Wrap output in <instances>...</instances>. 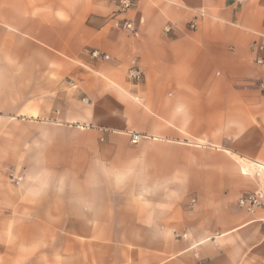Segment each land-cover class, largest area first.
<instances>
[{
    "label": "crops",
    "instance_id": "0c3cea01",
    "mask_svg": "<svg viewBox=\"0 0 264 264\" xmlns=\"http://www.w3.org/2000/svg\"><path fill=\"white\" fill-rule=\"evenodd\" d=\"M117 1L0 0V264H256L264 0Z\"/></svg>",
    "mask_w": 264,
    "mask_h": 264
},
{
    "label": "built area",
    "instance_id": "2783aa9c",
    "mask_svg": "<svg viewBox=\"0 0 264 264\" xmlns=\"http://www.w3.org/2000/svg\"><path fill=\"white\" fill-rule=\"evenodd\" d=\"M245 0H237V3H243ZM117 12L118 14H123L129 11L134 7V1L133 0H118L116 3ZM190 27L192 29L195 28L194 24H191ZM120 30L128 32V33H134L135 28L133 24L130 21H123V24L120 27ZM170 28L165 27L164 33H169ZM252 51L255 52L254 57V64L258 67H264V44H254L252 46ZM90 56L93 59H101V60H107L108 56L106 55H100L97 51H93L90 53ZM128 80L131 82L138 84L143 79V73L141 70L136 66L135 62L133 61L131 63V68L128 71L127 74ZM258 87L260 92L264 95V72L260 75ZM82 102L86 103L85 100ZM130 143L133 145H136L139 143V141L144 137L143 135L136 134V133H130L128 134ZM254 165L256 169V176L258 177V182L256 188L251 191L243 194L239 197L237 201V206L249 214H254L258 210H264V161L262 163H250ZM8 178L12 182H19L21 177L19 175H14L13 172L8 173ZM172 233L176 235L180 239H186V234L182 233L180 235H177L175 230H172ZM256 264H264V258L260 259Z\"/></svg>",
    "mask_w": 264,
    "mask_h": 264
}]
</instances>
